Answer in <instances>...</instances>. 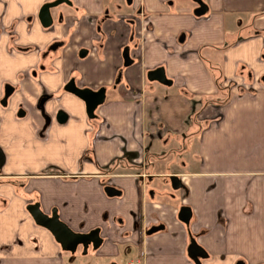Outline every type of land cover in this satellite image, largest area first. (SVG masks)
I'll list each match as a JSON object with an SVG mask.
<instances>
[{"label":"crops","instance_id":"0c3cea01","mask_svg":"<svg viewBox=\"0 0 264 264\" xmlns=\"http://www.w3.org/2000/svg\"><path fill=\"white\" fill-rule=\"evenodd\" d=\"M42 1L0 0L17 35L0 34V264L72 258L75 249L64 256L34 222L29 202L55 208L74 231L97 227L99 244L83 251L114 264L122 253L139 264H194L190 236L206 253L201 264H264V0H205L200 15L136 0L145 13L132 26L98 22L101 0H73L47 28L36 16ZM53 37L64 44L43 55ZM157 66L168 82L147 77ZM70 77L104 87L94 117L64 88ZM169 150L167 163L189 151L190 167L161 168ZM170 174L180 182L177 205L157 199L174 200ZM154 176L168 179L150 184ZM106 184L119 193L107 195ZM183 204L188 223L177 217ZM151 225L161 226L147 232Z\"/></svg>","mask_w":264,"mask_h":264},{"label":"water","instance_id":"95a60500","mask_svg":"<svg viewBox=\"0 0 264 264\" xmlns=\"http://www.w3.org/2000/svg\"><path fill=\"white\" fill-rule=\"evenodd\" d=\"M59 0H55L50 3H44L41 8V12L44 15L39 14V19L43 25H47L51 21V17L48 14V6L57 3ZM204 11L202 8L194 10L195 14H201ZM44 18V19H43ZM122 56L124 58L123 64H128L130 62V57L127 52L122 51ZM148 78L156 79L160 82H168L169 80L165 77L164 70L161 66L149 69L146 72ZM64 88L71 91L78 97H80L84 102L85 112L88 117H93L95 114L93 112L97 104L104 99V87H98L97 89H91L88 87L77 86L72 78H70L64 85ZM7 92H5V95ZM58 121H63L65 118L64 113L59 110L56 113ZM170 183L173 188L179 186L180 182L175 174L169 175ZM103 189L107 195L118 194L119 190L112 185H104ZM28 213L31 215L35 223L44 226L54 237L56 241L66 250L73 251L77 244H85L90 241L93 247H96L101 238L98 235V228L94 227L88 231H74L69 228L59 217L55 208H52L49 213L42 211L36 203H28L26 205ZM177 217L184 223H188L190 217V208L188 205H180L177 211ZM161 225H153L147 232L153 231L160 227ZM187 255L192 259L194 264H201L200 258L205 256L206 253L203 248L195 241V239L190 236L189 242L186 246ZM241 264V262H238Z\"/></svg>","mask_w":264,"mask_h":264},{"label":"flooded vegetation","instance_id":"af4514ba","mask_svg":"<svg viewBox=\"0 0 264 264\" xmlns=\"http://www.w3.org/2000/svg\"><path fill=\"white\" fill-rule=\"evenodd\" d=\"M53 1H55V0H43L40 3V5L37 9V12H36V16H37L40 23H41V20L39 19V14L44 15V13L41 12L42 5L44 3H47V2L50 3ZM72 1L73 0H59L57 3L48 6V14L51 17V21L47 25H43L42 23H41V25L44 28H47V27H50L52 25V23L54 22V19L55 20L57 19V21H60L63 17L65 7L72 6V8H74V9L76 8V5H74L72 3ZM162 1L164 2V4H166L168 6H177L178 4H181L183 7H186L188 10H190L193 14H195L194 10L198 9V8L204 9V11L202 13H204L207 10V5H206L205 0H162ZM100 7H101V10L98 13V16H99L98 22L103 21L104 19H107V18H113L114 17V18H118L120 20H124V22L127 23V25L132 26L135 18H137L138 15L142 16L145 13L143 2L142 1L136 2V0H101ZM195 15H200V14H195ZM44 17H45V15H44ZM97 29H99V25H97ZM3 33H6L8 35V38L11 40H13L14 38L15 39L17 38L16 32L13 29V26L12 25L6 26L5 24H3L2 20H1V16H0V34H3ZM130 37H132V33H131ZM63 44H64V40L62 38L53 37L42 48L41 53L43 55H45L48 52L55 50L57 47H59ZM21 48H23V47L15 44V47H14L15 50H18ZM83 51H85V49H80L79 52L82 53ZM122 51L127 52L128 56H129L128 44L123 45ZM122 51H121V55H122ZM122 59L124 60L123 56H122ZM70 78H72L74 80L73 77H70ZM80 87H82V86H80ZM12 89H13V87L10 84L5 85L4 94L1 97V103L2 104L6 103V99H7L8 95L11 93ZM5 92H7L6 95H5ZM42 100L43 99L40 100V102H39L40 104L38 103L40 105L38 107H41ZM59 110H61L63 112L62 109H58L57 111H59ZM57 111H56V113H57ZM93 112H94V110H93ZM64 115L66 117L65 113H64ZM89 118H92V117H89ZM56 119H57V117H56ZM57 121H58V119H57ZM63 121H59V122H63ZM46 124H47V121H45L44 125H46ZM29 203H32V202H29ZM25 208H26V206H25ZM49 212L50 211H48L46 213H49ZM151 226H153V225H151ZM79 244H81V243H79ZM128 262H136V264H139V259H137V258L131 259V260H128L126 263H128ZM109 264H114V262H110Z\"/></svg>","mask_w":264,"mask_h":264},{"label":"rangeland","instance_id":"374dc122","mask_svg":"<svg viewBox=\"0 0 264 264\" xmlns=\"http://www.w3.org/2000/svg\"><path fill=\"white\" fill-rule=\"evenodd\" d=\"M169 146H171V144H169L167 147L162 148L161 150L168 149ZM169 151H170L169 154L167 156L163 157L159 161L161 168H165V169L166 168H168V169L176 168V169H182L183 170V169L190 167V161L188 160V158L190 157L189 151L186 153L184 152V153H182L181 156H179V158L183 157L184 160L186 161V163L183 165L180 163L178 156H175V159L172 162L167 163L168 159L172 156V153H171L172 151L171 150H169ZM152 179L153 180H151L150 184L151 183L153 184V182H159L161 184V183H164V181L166 182L168 177L167 176H154ZM164 186H165V188L170 189L168 182L166 183V185H161V188ZM170 191L175 194L174 200L171 199L169 196H166L165 194L158 196L157 199L158 200H163V199L169 200L170 202H173L175 205H177L178 201L180 200V197H181V192L178 188L177 189L171 188ZM70 254H71L70 251H66L64 253V256H67ZM71 255H72L71 260L70 261L65 260L64 264H109V262H110L109 260H107L108 257L106 255L101 256L98 254H94V250L92 249L91 246L89 247L88 251H86V252L83 251V246L81 244H77L75 250L73 251V254H71ZM127 257H128L127 253L119 254L118 257L117 256L115 257L116 264H125L127 261L126 260Z\"/></svg>","mask_w":264,"mask_h":264},{"label":"built area","instance_id":"2783aa9c","mask_svg":"<svg viewBox=\"0 0 264 264\" xmlns=\"http://www.w3.org/2000/svg\"><path fill=\"white\" fill-rule=\"evenodd\" d=\"M126 264H136V262H128V263H126Z\"/></svg>","mask_w":264,"mask_h":264}]
</instances>
